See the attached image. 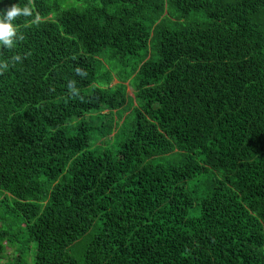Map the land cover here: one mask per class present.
<instances>
[{"label": "trees", "instance_id": "1", "mask_svg": "<svg viewBox=\"0 0 264 264\" xmlns=\"http://www.w3.org/2000/svg\"><path fill=\"white\" fill-rule=\"evenodd\" d=\"M12 5L0 264H264V0Z\"/></svg>", "mask_w": 264, "mask_h": 264}, {"label": "clouds", "instance_id": "2", "mask_svg": "<svg viewBox=\"0 0 264 264\" xmlns=\"http://www.w3.org/2000/svg\"><path fill=\"white\" fill-rule=\"evenodd\" d=\"M2 2V0H0ZM32 10L28 6L20 7L19 5H12L8 9H0V45L5 48H13L19 40L23 39L22 35L18 33V27L14 23L19 16H31ZM22 57L16 55L8 62H0V71L7 70L9 65H15L22 62ZM76 72L80 76L86 75L81 69H76ZM75 81H69L68 88L70 91L78 95V91L75 88Z\"/></svg>", "mask_w": 264, "mask_h": 264}, {"label": "rangeland", "instance_id": "3", "mask_svg": "<svg viewBox=\"0 0 264 264\" xmlns=\"http://www.w3.org/2000/svg\"><path fill=\"white\" fill-rule=\"evenodd\" d=\"M88 239H89V236L86 235L75 246L72 247L71 252L76 258L80 257V254H81L80 251L84 249L85 243L87 242ZM18 246H20V245H18ZM35 247H36V243H34V242L31 243L30 252L33 251V249H35ZM11 253H12V248H8V254H11Z\"/></svg>", "mask_w": 264, "mask_h": 264}]
</instances>
